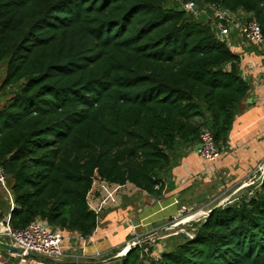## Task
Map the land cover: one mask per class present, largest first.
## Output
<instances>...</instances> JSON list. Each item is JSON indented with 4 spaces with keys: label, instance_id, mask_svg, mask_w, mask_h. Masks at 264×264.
Instances as JSON below:
<instances>
[{
    "label": "trees",
    "instance_id": "trees-1",
    "mask_svg": "<svg viewBox=\"0 0 264 264\" xmlns=\"http://www.w3.org/2000/svg\"><path fill=\"white\" fill-rule=\"evenodd\" d=\"M196 1L249 13L264 34V0ZM203 20L175 0H0L1 88H16L0 108L12 229L43 220L92 237L104 182L161 197L179 144L208 128L221 148L249 86ZM261 180L157 260L137 247L123 264H264Z\"/></svg>",
    "mask_w": 264,
    "mask_h": 264
},
{
    "label": "crops",
    "instance_id": "crops-1",
    "mask_svg": "<svg viewBox=\"0 0 264 264\" xmlns=\"http://www.w3.org/2000/svg\"><path fill=\"white\" fill-rule=\"evenodd\" d=\"M235 15L239 16L240 20L250 16L244 11H238ZM201 17L207 23L208 15L200 14V19ZM228 47L240 57L238 74L247 82L249 91L235 108L234 123L228 139L221 145L222 157L213 169L217 168L224 181L234 185L235 191L247 194L251 190L254 191L262 181L250 179L254 177L260 165L264 166V47L248 44L238 32L231 35ZM204 121H208V117ZM198 145L182 143L171 152V167L160 176L165 189L161 197L135 191L136 189L129 185L107 184V188L104 186L100 194V204L90 203L99 217L98 228L92 237L84 239L79 233L67 230L74 238L65 244L68 257L58 264H122L121 259H112L126 249L125 245L134 239L135 232L138 234L147 229V226L155 221L153 218L163 212H176L186 206L185 202L190 205L188 201L193 200L194 192L204 188L201 184H215L201 175L206 164L195 151ZM244 182L251 183L241 188L239 184ZM7 194L9 201L0 189V213L5 218L8 217L9 210L15 208L12 193ZM148 197L153 200L159 198V209L153 213L147 211L149 208L141 209V205L149 201ZM10 245L11 241L4 243L0 239V264L47 263L43 259L34 260L12 254L8 250Z\"/></svg>",
    "mask_w": 264,
    "mask_h": 264
},
{
    "label": "rangeland",
    "instance_id": "rangeland-1",
    "mask_svg": "<svg viewBox=\"0 0 264 264\" xmlns=\"http://www.w3.org/2000/svg\"><path fill=\"white\" fill-rule=\"evenodd\" d=\"M175 1L176 3H178L179 6H181L187 0H175ZM7 66H8V60H4L3 62L0 63V108L3 107L6 101L10 99L16 91L15 87L7 88V89L1 88L7 74ZM217 170H218L217 168L208 170L207 167H205L204 171H202L201 174L202 177L204 178L207 177L208 179L211 180V183H215V184H210V182H207L208 185L206 186L204 184H201L202 186H204V188L201 189L199 192L197 191L194 192V195H192L193 200L188 201L189 203H191L190 205L187 202H185L186 206L181 207L176 212H170L169 214H167V212H163L162 214L164 215L161 214L153 218L155 221L153 220L154 222L149 224V226H147V229L140 231L138 234L135 232V235H133L134 239H132L131 242L135 241L138 245V246L136 245V248L139 247L142 249V256L145 258V259L143 258V260H145L146 263H149L152 258L157 260L162 252L174 249L177 246V244L182 242V233H185L190 238L194 237V233L196 232L197 228L201 225V223L205 221L206 217L210 215L214 209H217L219 207H224L226 205L231 206L237 203L238 201H240L239 198L242 197L243 195L249 196L254 193V191L252 190L247 194H244V192L241 191L239 192V190L235 191L233 189L234 185H231L228 182L226 183L224 181V177L220 175L219 171ZM206 171L212 173H205ZM260 176H262V174L261 172L258 171L257 168L254 177L250 180H255L257 182L261 181ZM246 182H244L243 184H239V186L243 188ZM250 183L251 182L247 183L246 185ZM5 184L9 190V182L7 175H6ZM253 185L254 184H251V186ZM104 186L107 188L105 184L101 185L100 194H102V191L104 190ZM0 189L2 190V192L5 194V196L9 201V196L7 194L8 192L5 189V187L1 184V182H0ZM208 189H211V191H209ZM141 200L142 198L139 199V201ZM148 200H149L148 202H145V204L141 205L142 210H144L145 208L146 209L149 208L147 209V211L153 213L159 209L157 208V206L159 207L160 204L159 198H156L154 200L152 198H149ZM100 202H101L100 196L91 199L90 201L92 205L95 203L100 204ZM185 220L187 222L183 224L182 222ZM175 225H179V226L175 227ZM0 239L4 243L11 241L7 236H2L0 237ZM125 246L126 248L128 247V245ZM121 260L123 264V259ZM116 263L118 264V262Z\"/></svg>",
    "mask_w": 264,
    "mask_h": 264
},
{
    "label": "built area",
    "instance_id": "built-area-1",
    "mask_svg": "<svg viewBox=\"0 0 264 264\" xmlns=\"http://www.w3.org/2000/svg\"><path fill=\"white\" fill-rule=\"evenodd\" d=\"M181 7L189 14L200 16V14L208 15V21L213 28L216 36L224 43L229 45L231 35L238 32L248 44L264 47V34L259 23L251 16L239 18L231 11L221 7L218 4H200L196 0H187ZM199 144L201 148L198 154L205 161L207 169L211 170L222 157L221 148L217 145L212 131L204 128L200 134ZM258 171L264 177V166L260 165ZM0 182L5 189L6 174L0 169ZM105 185L108 183L104 182ZM9 226L4 232L0 230V235L7 236L13 245L18 244L25 248L27 253L38 256L39 259L52 260L47 263H59L68 257L65 249L66 242L74 237L65 229L53 228L43 220L31 222L28 226L21 230H14L10 226V216L6 217ZM83 237V236H82ZM90 238V237H89ZM84 239V237H83ZM135 241L129 242L128 247L136 248ZM138 246V245H137Z\"/></svg>",
    "mask_w": 264,
    "mask_h": 264
},
{
    "label": "water",
    "instance_id": "water-1",
    "mask_svg": "<svg viewBox=\"0 0 264 264\" xmlns=\"http://www.w3.org/2000/svg\"><path fill=\"white\" fill-rule=\"evenodd\" d=\"M230 72H231L233 75H235V76L238 75V64H237L236 62H234V63H232V64L230 65ZM200 148H201V145L199 144V145L196 147L195 151L198 152ZM208 216H209V215H208ZM208 216L206 217L205 220H207ZM185 222H187V221L185 220V221H183L182 223L184 224ZM179 225H180V224H179ZM179 225H175V227H177V226H179ZM8 226H9V223H8L7 219H6V218L0 213V230H1L2 232H4V231H6V230L8 229ZM182 236H183L184 238H186V239H189V238H190V237H189L188 235H186L185 233H182ZM84 238H85V237H84ZM133 249H134L133 247H127V248L124 250L123 253H121V254L118 255L117 257H114L112 260L123 259V258L126 256V254H127L129 251L133 250ZM8 250H9V252L12 253V254H17V255H21V256H26V257H28V258H30V259H34V260H38V259H39L38 256L33 255V254H30V253H27L26 250H25V248H23L22 246H20V245H18V244H15V245L12 244V245L8 246ZM46 261H47V262H52V260H49V259L46 260ZM123 262H124V261H123Z\"/></svg>",
    "mask_w": 264,
    "mask_h": 264
}]
</instances>
